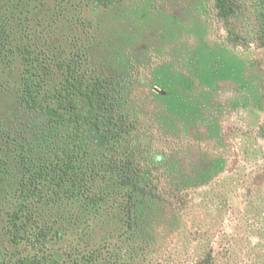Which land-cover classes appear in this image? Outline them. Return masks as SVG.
I'll return each mask as SVG.
<instances>
[{"label": "rangeland", "instance_id": "374dc122", "mask_svg": "<svg viewBox=\"0 0 264 264\" xmlns=\"http://www.w3.org/2000/svg\"><path fill=\"white\" fill-rule=\"evenodd\" d=\"M232 3L224 20L215 0H0V264H264V0ZM25 53L43 93L63 60L112 79L135 127L107 145L87 126L73 188L22 191L78 141L21 103Z\"/></svg>", "mask_w": 264, "mask_h": 264}, {"label": "trees", "instance_id": "16d2710c", "mask_svg": "<svg viewBox=\"0 0 264 264\" xmlns=\"http://www.w3.org/2000/svg\"><path fill=\"white\" fill-rule=\"evenodd\" d=\"M101 4H111L114 0H98ZM217 15L228 20L235 13L232 0H215ZM258 40L264 46V16L259 23ZM27 72L22 78L21 103L25 108L43 113L50 122L58 124H72L74 137L78 139L72 146H67L62 153L56 155V160L44 165L38 172H32L27 184L23 185L22 191L39 189L41 180L55 181L64 185L71 182L72 188L77 182L76 165L72 161L73 150L76 144L82 143L86 135V127H93L100 135L104 144H111L124 135L130 133L135 127L128 117L121 113L114 102L111 89L113 81L109 78L86 79L81 66L75 60H63L57 65L62 75V80L52 91L43 93L44 83L36 78L32 71L33 63L28 54H24ZM80 98L86 100L88 106L81 110ZM66 156H68L66 161ZM117 173L121 184L132 187L139 192H144L146 184L139 179V164L133 158H127L118 165ZM142 186H139V185ZM145 184V185H144ZM33 193L32 195H34ZM14 264H67L56 260L42 261L36 257H23ZM74 264H116L100 262L93 258L86 259ZM199 264H213L207 257Z\"/></svg>", "mask_w": 264, "mask_h": 264}]
</instances>
